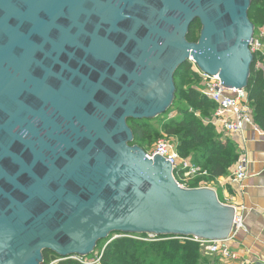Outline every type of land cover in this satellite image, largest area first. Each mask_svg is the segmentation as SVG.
<instances>
[{"label": "water", "instance_id": "95a60500", "mask_svg": "<svg viewBox=\"0 0 264 264\" xmlns=\"http://www.w3.org/2000/svg\"><path fill=\"white\" fill-rule=\"evenodd\" d=\"M251 2L0 0V264L89 256L116 232L231 236L235 207L182 187L128 120L166 113L191 58L247 88Z\"/></svg>", "mask_w": 264, "mask_h": 264}, {"label": "trees", "instance_id": "16d2710c", "mask_svg": "<svg viewBox=\"0 0 264 264\" xmlns=\"http://www.w3.org/2000/svg\"><path fill=\"white\" fill-rule=\"evenodd\" d=\"M249 17L256 26L264 23V0H251ZM201 22L195 20L187 36L191 42L199 39ZM191 62L182 64L175 74L176 97L172 106L178 109L180 118H171L162 123L161 128L168 136H176L180 140L179 153L182 157L191 156L192 162L208 171V175L200 176L190 184L199 187L203 179L206 183L215 184L216 180L225 175L239 158V148L230 138L226 137L214 125L206 124L204 118H210L215 110V103L196 89L200 77L192 70ZM186 87V88H185ZM254 120L264 129V69L256 67L254 61L251 68L249 83L246 88ZM192 106L200 111L202 117L190 110ZM165 114V113H164ZM162 114V115H164ZM154 119H129L128 123L134 132L132 144L140 145L147 152L152 142L161 136L160 130L151 125ZM120 237L113 238V235ZM148 234L112 233L108 238L100 240L98 249L105 246L100 264H221L218 255L206 256L200 242L190 238L176 236H155L145 240L135 236L146 237ZM92 253V254H93ZM90 254L89 256H92ZM42 264H83L77 259H62L51 250L44 251Z\"/></svg>", "mask_w": 264, "mask_h": 264}, {"label": "built area", "instance_id": "2783aa9c", "mask_svg": "<svg viewBox=\"0 0 264 264\" xmlns=\"http://www.w3.org/2000/svg\"><path fill=\"white\" fill-rule=\"evenodd\" d=\"M251 51L254 54L256 67L264 69V23L260 26L255 25L253 38L250 42ZM192 70L200 77V84L196 89L204 96L215 103L216 107L213 115L204 120L206 124L214 125L225 136H239V139L234 140L238 148L241 150L237 162L234 164L232 171L226 178V183L236 189L234 194L229 195L230 202H224L235 207L236 214L234 219V227L232 234L227 239L221 240H206L192 238L201 244L202 251L206 254L218 255L222 259H235L237 254L230 249L229 240L232 239L238 231L245 228L244 224V206L234 204L238 191L243 192L244 181L248 177V154L245 152V137L244 131L248 125H252L259 133L264 134L263 130L256 124L254 120L253 110L250 105L248 92L246 88L237 89L229 88L223 85L219 75H210L203 72L195 61L191 58ZM179 140L175 136H163L159 138L151 151H147L150 158H154L156 154H160L167 160L172 162L173 174L182 187L192 188L190 183L194 182L200 176L208 175V171L201 166L195 165L192 160L184 158L179 153ZM200 186H207L205 180L200 181ZM199 186V187H200ZM217 190V189H216ZM154 236V235H151ZM90 256L73 255V259H77L83 264H100L102 255L94 261H89ZM242 264H254L252 261Z\"/></svg>", "mask_w": 264, "mask_h": 264}, {"label": "crops", "instance_id": "0c3cea01", "mask_svg": "<svg viewBox=\"0 0 264 264\" xmlns=\"http://www.w3.org/2000/svg\"><path fill=\"white\" fill-rule=\"evenodd\" d=\"M262 130L264 132V129ZM226 137L233 141L239 139V136ZM244 137V149L249 158L248 177L244 181L243 192L238 191L234 204L245 207V228L229 240L230 249L237 254V257L235 259L221 258V264H242L248 261L254 264L264 263V134L259 133L252 125H248L245 128ZM240 151L239 149V153ZM233 166L215 182L216 189L219 186L223 190L224 198L221 200L224 202H230L228 196L239 189L226 183V178Z\"/></svg>", "mask_w": 264, "mask_h": 264}, {"label": "rangeland", "instance_id": "374dc122", "mask_svg": "<svg viewBox=\"0 0 264 264\" xmlns=\"http://www.w3.org/2000/svg\"><path fill=\"white\" fill-rule=\"evenodd\" d=\"M186 88V87H185ZM175 101V100H174ZM190 110H193L195 111L196 115L200 118H204L202 117V114L200 111H196L192 106H190ZM171 118H180V113H179V110L178 109H175L173 108L172 110H170L169 112H166L164 115H162L160 118L158 119H155L154 121L151 122V125L154 126L156 129H159L160 130V133H161V136H159L155 141L152 142L151 146H149L147 148V151H151L155 142L163 137V136H167L168 134L165 132L164 129L161 128V125L163 122H165L166 120L168 119H171ZM209 118H204V120H207ZM176 137V136H175ZM178 138V137H177ZM179 140V139H178ZM180 142V140H179ZM189 157H191L189 155ZM185 158V157H184ZM188 158V157H187ZM191 184V183H190ZM207 186L209 187H212V188H215L216 189V184H211V183H206ZM217 190H218V194H219V198L222 199L224 198V193H223V190L221 187L217 186ZM119 234L117 235H113V238H116ZM137 238H140V239H145V240H151V239H154L155 236H151V235H147L146 237H141V236H135ZM101 249H98L95 253L92 254V256L88 257L89 261H94L97 257L99 256H103V253H104V249H105V246L103 245L102 247H100ZM206 256H210V258H212L213 256H215L214 254H206L204 253Z\"/></svg>", "mask_w": 264, "mask_h": 264}]
</instances>
